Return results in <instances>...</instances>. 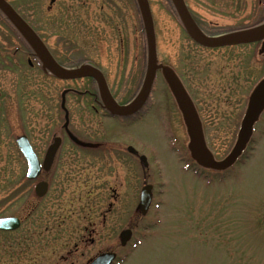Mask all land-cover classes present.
<instances>
[{
	"label": "rangeland",
	"instance_id": "374dc122",
	"mask_svg": "<svg viewBox=\"0 0 264 264\" xmlns=\"http://www.w3.org/2000/svg\"><path fill=\"white\" fill-rule=\"evenodd\" d=\"M10 1L51 47L63 49L61 63H96L119 103L138 92L145 36L135 0H58L52 8L51 0ZM204 1L195 3L215 14ZM217 1L226 9L220 16L226 27L257 21L251 8L258 0H240L241 14L234 13L239 0ZM149 2L158 60L168 80L179 66L180 81L195 90L207 145L222 161L237 142L256 80L264 78V56L251 57L254 45L242 46L241 62L237 54H186L191 43L170 0ZM258 13L260 22L264 0ZM90 36L101 50L87 48ZM178 56L190 61L182 65ZM31 58L0 19V217L24 222L18 231L0 232V264H87L105 251L118 253L115 264H264V111L243 155L225 170L207 169L193 161L186 121L163 74L143 114L121 121L95 114L100 99L85 91L92 90L89 80L55 78ZM23 134L41 158L54 136L63 139L53 169L42 175L50 181L43 198L27 187L16 141ZM145 184L153 186L147 215L138 208ZM127 229L133 236L122 246Z\"/></svg>",
	"mask_w": 264,
	"mask_h": 264
},
{
	"label": "water",
	"instance_id": "95a60500",
	"mask_svg": "<svg viewBox=\"0 0 264 264\" xmlns=\"http://www.w3.org/2000/svg\"><path fill=\"white\" fill-rule=\"evenodd\" d=\"M178 8L179 14L185 24L187 30L191 33V35L206 46H222L243 42H251L255 40H259L264 38V26L261 28H254L251 30L243 31L237 34L232 35H224L220 37H206L204 36L199 29L197 28L195 22L193 21L184 0H173ZM144 23L147 32V40H148V48H149V60H148V70L145 79L144 86L138 96L129 104L121 105L119 104L114 97L112 96L106 79L103 73L96 67H93L88 64H84L82 66L67 69L60 66L52 57L48 48L45 46L41 38L36 34V32L22 19V17L15 11V9L5 0H0V7L6 12V14L10 17L12 22L18 27V29L22 32V34L28 39V41L34 46L36 49L38 56L41 58L45 67L60 78H81V77H93L97 80L100 91L102 94V98L105 102L106 107L110 109L113 113L117 115H130L136 112L147 100L152 84L155 79L156 70H157V60H156V37L154 30V22L153 17L149 5L148 0H138ZM180 102L182 107L184 108L187 116V120L189 123V127L191 130L192 138H193V151L197 159L204 165L207 166H216L219 168L227 166L230 162H232L241 152L243 147L248 142L250 135L252 133V128L254 122L261 109L264 106V81L259 85L257 90L255 91L249 111L245 117V121L243 124V129L240 135V139L233 153L223 162H215L213 160L212 154L205 146L200 124L195 114L193 108L191 107L187 98L180 93L179 95ZM18 145L25 155L28 163H29V172L28 176L30 178L37 177L42 171V164L34 151L30 140L27 136L23 135L17 139ZM61 144V139L56 138L53 145L49 148L48 153L46 155L45 161L43 163V167L46 170H49L52 166L54 157L56 152ZM142 159L145 163L146 157L143 156ZM152 186L146 185L142 190L141 202L139 205V209L146 214L150 208L152 202ZM48 191V183L41 182L36 187V192L38 195L43 196ZM20 225V221L17 218L8 217L0 219V228L5 230L15 229ZM132 236L131 230H125L121 235L122 244L125 245L128 240H130ZM117 254L114 252H104L97 256L90 264H112L116 259Z\"/></svg>",
	"mask_w": 264,
	"mask_h": 264
},
{
	"label": "flooded vegetation",
	"instance_id": "af4514ba",
	"mask_svg": "<svg viewBox=\"0 0 264 264\" xmlns=\"http://www.w3.org/2000/svg\"><path fill=\"white\" fill-rule=\"evenodd\" d=\"M7 1L17 10V12L22 16V18L30 24V21L25 17V15L21 11H19L10 0H7ZM57 1L58 0H51L50 1L51 5L49 6V8H52L53 5ZM204 2L207 5L208 10H210L212 13H215V14H208L205 10H201L200 8H198L197 4L195 3V0H191V1L190 0H185V3L187 5V8L189 9V12L191 14L192 19L194 20L196 26L198 27L199 31L203 35L208 36V37H218L220 35H224V34H227V33H234L236 31L244 29V27L242 25H237V24L230 25L229 27H226L225 24H223V22H221L220 16L223 17L225 15L223 13L224 12L226 13V9H224V7H223L224 4L223 3L219 4L217 0H215L214 2H213V0H207V1H204ZM234 3H235V1L233 0V4ZM237 3L239 4V6L238 7L235 6L236 9H235L234 13H240L241 14V1L239 0ZM262 6H263V1L262 0H258V2L254 5V8H253V6L251 8V13H253L252 19L253 20H257L256 22H258L259 8L260 7L262 8ZM2 18H4L5 21L13 28V25L11 24L10 20L8 19V17L3 13L2 9L0 8V19H2ZM176 18H177L178 22L180 23L179 27L182 29L184 35L188 38V40L191 43V47L183 49V50H186V52H185L186 54L193 53V52L197 51V49L202 50V51H207L209 53H214V54L216 53L217 55H219V54L236 55L237 54L238 55V60H239V62H241V54L243 53V50H244V47H242V46H244V45H251V46L254 45L253 47H251V50H252L251 57L258 56V54H260V52H263V51H261V48L262 47L264 48V40L253 42V43H245V44L229 45V46H217V47L205 46V45L201 44L200 42H198L197 40H195L193 38V36L187 31V29L184 27V25L180 21L179 15H177ZM263 21H264V18H263ZM33 29L42 38V40L44 41V43L47 46L48 50L50 51V53L53 55L54 59L60 65L72 67V66L63 64V63H61V61L58 60L57 55H58V53L61 52L60 50L63 51L62 48L60 49L58 47H51L50 44L47 42V40H45V38H43V36L34 27H33ZM90 38H91V46L87 47V48L92 50V51H96V52L98 50H101L100 47L96 46L97 45L96 41H95L96 38L95 37L93 38L92 36H90ZM83 40H84L83 37H79V43L80 44H83ZM85 43H87L86 40H85ZM80 47L81 48H77L76 51L82 50V46H80ZM27 48H28L29 53L31 55L32 54H34V55L36 54V51H35V49H34V47L32 45H27ZM64 49L66 50L67 48H64ZM181 53H182V51L179 48L178 52H177V55H179ZM262 55L264 56V54H262ZM178 61H179L180 64L185 65V64H188V62L190 61V58H186L185 59L183 56H178ZM91 63L93 65L97 66L96 63H93V62H91ZM159 64H160V68L158 69V72L164 74L166 72L167 65L165 63H163V62L162 63L159 62ZM175 68H174L175 69V72H174L175 74H174V78H173L174 80L173 81L172 80L171 81L168 80V86H169V89H171L173 103L175 104V107H174L175 110L178 111V108H179V111L181 112V114L183 115V117L185 119V116H186L185 114L186 113H185L183 107H181L182 105H181L180 100H179V92H181L182 94H184L187 97H189V99L191 100L192 105L194 106V109H195L196 113L199 114V116H200V114H203V112L201 110V107H200L198 101L195 98V93H194L195 90L191 89L190 86L187 88V86H185L184 83L180 81V78H179L178 75L181 76L182 72L180 71L179 66H177ZM164 80L167 82V79H164ZM71 81H74V80H71ZM89 81L91 82V85L93 86L92 93H93L94 97L96 98L97 97V93L99 94V89H98L97 82H96L95 79H90ZM258 85H259V81L256 80V82L254 84V87L256 88ZM255 88L253 89V91L255 90ZM76 91H78V90H76ZM87 91H91V90L88 89ZM252 93L253 92L251 90V92L249 94V98H248L247 104H246V109H245L244 114H246V112H247ZM98 104H99V108L100 109H97L95 111V114H107V115H109L112 118H117V119H120L121 121L124 120L123 117H114L112 115L114 113L109 111L108 109H106V107L104 106V103L102 102L101 99L98 100ZM174 104H173V106H174ZM145 105L142 107V109L139 112H137L135 114H143V111L145 109ZM263 111H264V108H263L262 112ZM262 112H261V114H262ZM203 132H204V130H203ZM50 144L47 146V149L50 146ZM47 149L45 151V154L47 152ZM126 150L129 153H132V154H134L136 156L138 155V151L136 149L135 150L131 149L130 145L127 147ZM123 151H125V150L123 149ZM45 154H44V156L42 158L38 154V157H39V159L41 161H43V159L45 157ZM55 161H56V157H55ZM55 161H54V164H55ZM52 169H53V167H52ZM48 172H50V171H44L43 170L41 175L35 180L27 178V175H26V180H27L28 183H30V185L29 184L27 185L28 190H29L30 193H35L36 194V191H35L36 185L40 181L48 182L49 183L48 184V187H49L48 189H50L49 178L48 177H42V175H44V174H46ZM40 177H42L43 179H39ZM41 198H43V197H41ZM23 223L24 222L21 219V225H23ZM21 225H20V227H21ZM20 227L15 229V230H3V229H0V232L1 233L14 232V231H18V229H20ZM75 251H78V245L77 244H76V249L74 251H70V253H74ZM91 261H92V259H90L89 262H87V264H89ZM71 264H75V262L72 261Z\"/></svg>",
	"mask_w": 264,
	"mask_h": 264
}]
</instances>
